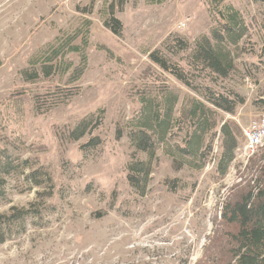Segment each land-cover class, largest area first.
<instances>
[{"label": "rangeland", "instance_id": "obj_1", "mask_svg": "<svg viewBox=\"0 0 264 264\" xmlns=\"http://www.w3.org/2000/svg\"><path fill=\"white\" fill-rule=\"evenodd\" d=\"M111 3L123 25L120 36L103 24ZM225 3L249 27L235 59L239 72L220 82L245 99L233 115L220 112L222 121L235 120L242 132L264 112V0ZM215 25L207 0H124L122 7L119 0H0V148L44 167L53 184L41 214L28 217L22 233L0 243V264H221L223 203L236 187L255 178L264 145L246 160L236 153L240 141L222 177L214 172V157L201 170L184 166L176 171L159 147L144 195L127 183L125 168L134 150L127 136L130 121L143 91L168 85L179 95L177 109L186 94L194 93L162 74L148 54L160 48L166 52L177 39L192 44ZM80 28L88 30V45L77 81L69 82L72 68L25 78L23 71L39 67L56 37ZM167 55L182 65L188 60L187 52ZM64 61L76 66L79 55L70 52ZM195 83L212 86L206 79ZM57 88H63L62 96ZM65 88L71 95L64 97ZM16 90L30 98L45 93L50 105L37 109L32 99L16 105ZM99 110L103 119L92 134L101 141L98 147L87 153L79 149L88 135L64 145L58 141L57 131ZM174 178L175 191L165 182ZM43 189L48 185L27 189L20 176L8 177L0 214L39 201L36 192Z\"/></svg>", "mask_w": 264, "mask_h": 264}, {"label": "trees", "instance_id": "obj_2", "mask_svg": "<svg viewBox=\"0 0 264 264\" xmlns=\"http://www.w3.org/2000/svg\"><path fill=\"white\" fill-rule=\"evenodd\" d=\"M207 1L216 22L210 35H200L192 44L177 39L166 52L160 48L148 54V59L162 74L170 75L194 93L186 94L178 109L179 95L166 84L153 91H143L140 95V108L130 121L131 128L127 134L134 150L125 166L126 181L139 195L146 192L159 147L164 148L172 158L176 171L184 166L201 170L214 157V172L222 177L234 159V151L239 142L244 141L235 120L222 121L220 112L233 115L236 107L243 104L245 99L230 88L220 87V82L239 72L235 59L241 55L239 43L247 36L249 27L240 12L226 4V0ZM123 2L119 0L120 7ZM103 24L113 35H121L123 25L115 17L112 3ZM83 29H76L63 38L56 37L48 46L49 51L40 61L39 67L23 71L25 78L34 80L50 77L72 68L69 82L77 81L83 74L87 59L85 49L88 45V30ZM70 52L79 55L80 62L73 67L70 62L64 61L65 55ZM167 52L172 56L178 52H187L188 60L182 65L181 61L172 60ZM158 79L161 80L162 76ZM198 79H206L212 86L196 84ZM65 89L64 97L71 95L70 90ZM57 90H60L58 93L62 96L63 88ZM14 95L16 105L30 99L37 109L50 105L45 93L30 98L23 90H16ZM261 102L264 104V99ZM102 119L103 110H99L96 116L84 117L74 126L57 131L56 137L64 145L88 135L87 141L79 146V149L87 153L101 142L92 134L101 125ZM217 135V152L213 153ZM138 153H144L146 158L140 159ZM255 175L251 182L236 187L223 203L219 221L225 228L224 235L221 233L224 237L221 250L224 253L217 259L221 264H264V159L255 169ZM11 176H20L27 184V189L45 184L48 189L37 191L39 201L35 200L28 207H12L9 212L0 214V243L14 232L22 233L26 219L39 216L43 209V199L53 193L52 177L48 170L42 166L35 167L28 158L14 156L7 149L0 148L1 197H4L7 178ZM165 182L170 190L178 188V180L175 178ZM15 227L18 229L14 230Z\"/></svg>", "mask_w": 264, "mask_h": 264}, {"label": "built area", "instance_id": "obj_3", "mask_svg": "<svg viewBox=\"0 0 264 264\" xmlns=\"http://www.w3.org/2000/svg\"><path fill=\"white\" fill-rule=\"evenodd\" d=\"M244 143L236 153L241 159L248 160L258 149L264 145V112L251 119L247 125L242 127Z\"/></svg>", "mask_w": 264, "mask_h": 264}]
</instances>
